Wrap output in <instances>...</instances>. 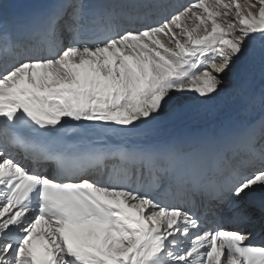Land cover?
I'll return each instance as SVG.
<instances>
[{"label":"snow or ice","instance_id":"6c2138e0","mask_svg":"<svg viewBox=\"0 0 264 264\" xmlns=\"http://www.w3.org/2000/svg\"><path fill=\"white\" fill-rule=\"evenodd\" d=\"M10 7L0 0V264H264V118L241 134L247 166L207 183L204 143L79 155L39 139L69 120L141 131L185 95L206 106L257 41L264 78V0H56L22 20ZM231 91L264 108L248 79ZM157 163L179 172L163 193Z\"/></svg>","mask_w":264,"mask_h":264},{"label":"bare ground","instance_id":"6f19581e","mask_svg":"<svg viewBox=\"0 0 264 264\" xmlns=\"http://www.w3.org/2000/svg\"><path fill=\"white\" fill-rule=\"evenodd\" d=\"M188 0H171L175 4H185ZM4 2L9 5L8 0ZM243 3V0H240ZM64 43L67 44L68 34H64ZM260 42L253 43L248 54L237 61L228 72L229 88L218 96L213 102L204 106L199 105L195 99L188 95L181 96V108H177L173 104L166 110L164 117L155 125L150 126L141 131L125 132L119 126H104V125H82L76 126V122L67 121L62 130L55 131L56 133L65 134L68 138H79V144L87 147L92 146L89 151H103L109 146V142L117 143L122 147L136 148H153L161 144V140L169 138L178 131L185 129L196 128L199 130V137L193 139V143L206 141L207 135L211 131H216L224 135H230L234 139L233 150L221 161L219 170L235 168L242 170L246 165L248 149L243 140L240 139L242 132L250 124L258 122L264 118V108L259 103L248 106L242 104L232 94V87L238 84L242 79L250 81L251 90L255 94H259L261 89H264V78L260 71ZM77 134V135H75ZM76 143H71L73 149ZM264 147V140L257 136L256 158L252 161L255 167L260 166L259 149ZM17 159H23V154H19ZM30 162V161H29ZM31 166L32 163H31ZM217 179L219 178L216 175ZM136 179V178H135ZM134 179V180H135ZM204 199L199 195H193L189 206L195 204L199 212L203 214L206 209L204 207ZM229 227H234L229 223L226 216L221 217ZM248 231L253 232L254 236L261 232L259 225L254 228H249Z\"/></svg>","mask_w":264,"mask_h":264},{"label":"rangeland","instance_id":"374dc122","mask_svg":"<svg viewBox=\"0 0 264 264\" xmlns=\"http://www.w3.org/2000/svg\"><path fill=\"white\" fill-rule=\"evenodd\" d=\"M186 3H188V2H186Z\"/></svg>","mask_w":264,"mask_h":264}]
</instances>
